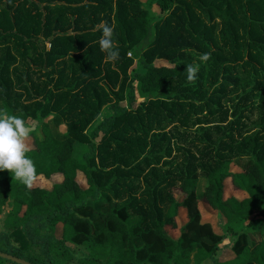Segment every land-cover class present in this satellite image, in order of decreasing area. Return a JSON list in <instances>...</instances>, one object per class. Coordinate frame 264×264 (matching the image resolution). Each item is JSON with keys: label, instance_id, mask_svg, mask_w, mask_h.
Here are the masks:
<instances>
[{"label": "trees", "instance_id": "trees-1", "mask_svg": "<svg viewBox=\"0 0 264 264\" xmlns=\"http://www.w3.org/2000/svg\"><path fill=\"white\" fill-rule=\"evenodd\" d=\"M102 24L115 61L100 51ZM187 64L199 65L191 81ZM0 104L38 122L37 179L62 177L29 189L0 171V252L32 264H264V0H0ZM228 179L247 197L225 198ZM89 200L110 209L92 222ZM201 203L225 219L223 237ZM224 239L235 256L220 261Z\"/></svg>", "mask_w": 264, "mask_h": 264}, {"label": "clouds", "instance_id": "clouds-1", "mask_svg": "<svg viewBox=\"0 0 264 264\" xmlns=\"http://www.w3.org/2000/svg\"><path fill=\"white\" fill-rule=\"evenodd\" d=\"M101 35L98 39L100 51L105 53L106 61H115L119 58V50L114 42V28L108 24L100 27ZM200 62L209 59L207 53H202ZM199 65L187 64V80L195 79ZM38 122H30L17 114H10L0 110V171L8 170L14 180H18L26 188H32L37 179V170L33 160L27 155L28 141L32 129ZM6 207V205H5Z\"/></svg>", "mask_w": 264, "mask_h": 264}, {"label": "rangeland", "instance_id": "rangeland-1", "mask_svg": "<svg viewBox=\"0 0 264 264\" xmlns=\"http://www.w3.org/2000/svg\"><path fill=\"white\" fill-rule=\"evenodd\" d=\"M158 18V16H156ZM158 64H165L167 65V63H163V62H157ZM137 86V91L139 89L138 87V84H136ZM144 101V98H142V95L138 94L137 93V104L139 105L140 103H142ZM0 110H3L2 109V105L0 104ZM109 112H103L102 114V118H104L105 116L109 115L108 114ZM53 119L51 120L50 124H51V127H52V130L53 132L55 133V135L57 137H60V134H59V127H60V124L61 121L58 119V118H54L55 116H52ZM39 135L42 136V134L39 133ZM40 136V137H41ZM28 145H29V148H32L33 147V139L32 137H30L29 141H28ZM81 153V148H79L77 151H76V154L77 155H80ZM248 161V159H241V160H238V161H235V163L232 165L231 167V170L233 173H240L242 172V167L241 165L242 164H245L246 162ZM78 182L80 183V185L83 187V188H86L87 185H86V181L85 179L83 178L82 175H79L78 176ZM62 180V177L61 176H54L52 177L51 179H45L43 177H39L33 184V186H39V187H44V188H48L50 189L55 183L57 182H60ZM205 182H206V179L205 178H201L200 180V183L198 185V188H197V196H200L203 191H204V185H205ZM225 198H237V199H243L245 197H247V194L245 192H242V191H239L237 189L234 188V185L232 184V181L231 179H228L226 180L225 182ZM176 197L177 199H181L182 196L180 194V192H176ZM89 203H91V207L87 210V212L84 214V216H87L91 219L92 222H94L96 220V217L99 215V213L101 212H106L110 209V207L106 206L104 203H106L104 200H89ZM199 208L202 212V215H203V221L204 222H208L210 223L214 230L216 231V233L219 235V236H222L224 235L225 233V228H224V225H225V219L216 211L212 210L209 206L201 203L199 205ZM6 210L1 213L0 212V229L3 227V220L5 218V214H6ZM178 226H179V229L184 225L186 224L187 222V215L185 213V210L184 209H180V212H179V216H178ZM4 228V227H3ZM178 230H171V229H168V232L170 234V236L174 239H177L179 238L180 236V231ZM55 234L57 237H60L61 235V226H59L57 228V230L55 231ZM231 241H229V239H224V241L222 242L221 244V251L218 253L217 255V259L220 261L222 260H225L227 259L228 257L226 256L228 254V251H230V246L228 245ZM77 253L78 257H82L83 254L81 251H77L75 252ZM232 253V252H230ZM233 255V254H232ZM31 256L32 257H40L42 258V256L40 255V250L39 249H35V250H32L31 252ZM57 259L60 260V262H62L63 260V257H56ZM210 261V260H208ZM194 264V262H193Z\"/></svg>", "mask_w": 264, "mask_h": 264}, {"label": "water", "instance_id": "water-1", "mask_svg": "<svg viewBox=\"0 0 264 264\" xmlns=\"http://www.w3.org/2000/svg\"><path fill=\"white\" fill-rule=\"evenodd\" d=\"M38 126V125H37ZM37 129V127L33 128L32 131L34 132L35 130ZM7 208H8V205H7ZM0 258L2 259H6L8 261H11L13 263H16V264H32L24 259H21V258H18V257H14L12 255H9V254H6V253H2L0 252Z\"/></svg>", "mask_w": 264, "mask_h": 264}, {"label": "crops", "instance_id": "crops-1", "mask_svg": "<svg viewBox=\"0 0 264 264\" xmlns=\"http://www.w3.org/2000/svg\"><path fill=\"white\" fill-rule=\"evenodd\" d=\"M3 220V219H2ZM3 229V227L0 229V231ZM68 247L72 250H78V247H76L75 245H72V244H68ZM83 252H85L83 249H81ZM230 251H228V254L226 255L228 258L225 259V260H222V261H226V260H230V259H233L234 258V253L231 251V249H229ZM232 252V253H230ZM87 253V252H85ZM233 254V255H232ZM220 260V259H219ZM71 264H79L76 259L71 263ZM202 264H214L212 261H205L203 262Z\"/></svg>", "mask_w": 264, "mask_h": 264}]
</instances>
